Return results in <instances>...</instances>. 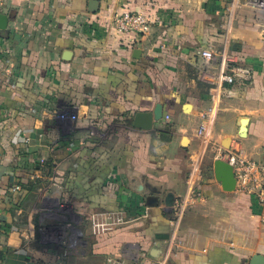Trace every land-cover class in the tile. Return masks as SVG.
Here are the masks:
<instances>
[{"label":"crops","instance_id":"crops-1","mask_svg":"<svg viewBox=\"0 0 264 264\" xmlns=\"http://www.w3.org/2000/svg\"><path fill=\"white\" fill-rule=\"evenodd\" d=\"M90 1L6 0L1 13L8 26L0 30V264L264 258V205L225 191L214 168L221 149L264 162V10L239 8L232 20L235 0H98L92 14ZM127 11L148 15L150 34L116 32L111 18ZM208 49L212 59L202 54ZM235 66L251 80L233 85L221 104L202 196L175 238L172 208L187 191L200 115ZM157 104L164 118L154 129L134 128V116ZM63 111L76 119L59 118ZM36 181V191L24 187ZM98 212H123L132 222L95 237L90 217Z\"/></svg>","mask_w":264,"mask_h":264},{"label":"built area","instance_id":"built-area-1","mask_svg":"<svg viewBox=\"0 0 264 264\" xmlns=\"http://www.w3.org/2000/svg\"><path fill=\"white\" fill-rule=\"evenodd\" d=\"M5 2L6 0H0V14L3 11ZM243 7L264 10V0L233 1L229 7L232 20L235 12ZM152 25L153 21L151 18L140 12L127 11L116 14L111 18V26L119 34H133L137 37L146 36L152 31ZM202 54L207 59L214 57V52L210 49L203 51ZM250 80L251 72L249 69L243 66H235L231 68L230 73L223 74L220 77V82L227 84L228 87L218 84L211 91V105L201 113V121L196 131V137L200 140V147L193 155L187 178V191L184 197L175 201L172 208L173 217L171 226L175 238L179 234L186 213L194 206L197 199H200L202 196L203 158L212 138L221 104L226 97L232 95L231 88L233 85ZM58 117L63 120L76 119V116L64 111L59 113ZM26 141L30 142V139ZM217 158L233 167L237 180L236 191L241 194L254 196L260 204L264 205V162L248 157L243 151H227L224 149L218 151ZM41 162L44 163L45 160ZM130 222L132 221L126 218L123 212H98L92 214L90 217L91 230L95 237H101L122 230ZM108 264L125 263L121 258L110 257Z\"/></svg>","mask_w":264,"mask_h":264},{"label":"water","instance_id":"water-1","mask_svg":"<svg viewBox=\"0 0 264 264\" xmlns=\"http://www.w3.org/2000/svg\"><path fill=\"white\" fill-rule=\"evenodd\" d=\"M99 1L91 0L89 2V11L92 14L99 12ZM8 17L4 14H0V30L7 29ZM138 55L140 50L135 52ZM191 105H186L184 107L185 111L191 110ZM164 118V106L162 104H157L153 111L151 112H138L133 119V127L143 131H152L155 127V123L160 122ZM249 123L248 119H243L241 121L240 137L245 138L247 136V125ZM188 139H184V145H188ZM215 175L217 181L222 184L223 189L227 192L236 191L237 180L235 177L233 167L225 161L217 160L215 162ZM167 203L169 206L172 205V199H168ZM250 264H264V258L260 255H255L252 257Z\"/></svg>","mask_w":264,"mask_h":264},{"label":"trees","instance_id":"trees-1","mask_svg":"<svg viewBox=\"0 0 264 264\" xmlns=\"http://www.w3.org/2000/svg\"><path fill=\"white\" fill-rule=\"evenodd\" d=\"M52 160H45V167H51L52 166ZM41 181H36V182H32L29 185H24V187H26L29 191H36V189L41 185Z\"/></svg>","mask_w":264,"mask_h":264},{"label":"rangeland","instance_id":"rangeland-1","mask_svg":"<svg viewBox=\"0 0 264 264\" xmlns=\"http://www.w3.org/2000/svg\"><path fill=\"white\" fill-rule=\"evenodd\" d=\"M54 234V233H53Z\"/></svg>","mask_w":264,"mask_h":264}]
</instances>
